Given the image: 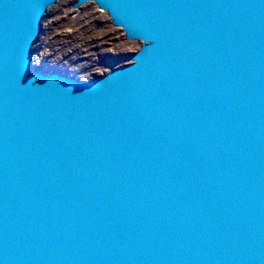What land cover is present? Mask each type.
<instances>
[{"label":"water","instance_id":"1","mask_svg":"<svg viewBox=\"0 0 264 264\" xmlns=\"http://www.w3.org/2000/svg\"><path fill=\"white\" fill-rule=\"evenodd\" d=\"M55 1L0 0V264H264V0H90L140 42L87 79Z\"/></svg>","mask_w":264,"mask_h":264},{"label":"rangeland","instance_id":"2","mask_svg":"<svg viewBox=\"0 0 264 264\" xmlns=\"http://www.w3.org/2000/svg\"><path fill=\"white\" fill-rule=\"evenodd\" d=\"M56 0L40 18L41 28L30 45V70H57L87 79L127 62L138 39H125L105 11L87 0Z\"/></svg>","mask_w":264,"mask_h":264}]
</instances>
